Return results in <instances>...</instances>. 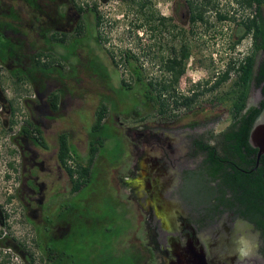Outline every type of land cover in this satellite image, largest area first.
Here are the masks:
<instances>
[{"label": "rangeland", "instance_id": "obj_1", "mask_svg": "<svg viewBox=\"0 0 264 264\" xmlns=\"http://www.w3.org/2000/svg\"><path fill=\"white\" fill-rule=\"evenodd\" d=\"M90 1L79 0L88 6ZM150 1L155 13L161 18L169 16L170 0ZM187 1L195 5L204 2L177 0L176 40H171L168 31L163 27L161 32L151 30V26L158 23L149 21V9L141 8L142 0L99 2L103 18L100 30L102 35L108 38L107 47L118 62V68H115L99 50L97 59L101 58L103 63L93 59L100 71V79L113 92L112 95L101 99L85 96L84 89H78L77 85L72 83L75 72L61 74L60 69L51 66L57 63L54 58L48 62V69L44 70L47 75L43 77L45 81H36L39 87L43 86L44 92L41 94L28 81L16 82L9 70L13 69V65L30 66V59L23 62L16 59L13 63L0 61V129L4 125L9 126L10 121H15L13 130L5 136H0V264H27V260L32 261V264H47V255L41 250L39 242L46 244L48 238V242L59 255L52 264H147L150 252L155 254L150 264H165V254L159 256V248H164V245L161 242L159 244L161 234L158 226L155 228L153 213L148 212L138 193L139 187L142 188L145 182L138 177L152 182V185L154 183V180H151L154 175L148 172L149 168L142 163V159L149 156L158 158L156 136L160 132L156 129L157 124L160 121L163 123L164 120L158 118V109L146 102V86L134 84L132 73L123 63L122 55L127 50L134 53L147 80H168L169 75L162 68L160 56L168 59L171 46L180 52L184 44L188 45L191 57L187 62L185 76L177 88L180 92L190 93V88L199 83L203 84L204 91L207 81L210 82L208 86L212 84L217 69L213 55H218L220 68L223 65L227 67L231 59L243 58L242 54L250 53L252 47V40L248 37L235 50H230L233 38L236 39L234 33L237 23L246 17V12L238 6L236 0H215L219 10L235 18L219 27L215 16L210 15V21L215 22L214 29L219 27L223 31L221 36H218L214 29L207 31L200 22L190 25ZM18 4L17 0H0V13L8 11L7 16H13L19 22L20 18L23 19L22 15L9 11L11 8H17ZM0 19L4 21L5 18L0 15ZM16 21L14 24H17ZM26 26L23 29L26 32L24 40L30 42ZM5 34L7 37H13L10 31ZM29 55L34 56V50L30 51ZM121 78L126 84L133 85V88L127 90L122 87ZM227 89L228 84L214 93H205L198 98L195 108L187 112L176 108L170 100V111L178 118L176 121H165L167 126H187L220 117L214 129L219 131L225 128L230 123L228 113L223 107L211 105L210 101L215 94ZM199 90L202 91V88ZM52 92H59L61 95L60 109L54 115L46 116L40 110L46 105L49 106L48 95ZM260 98V91L254 89L251 92V103H257ZM11 102L15 109L14 114L10 108ZM103 105L110 109V113L108 112L104 120L103 129L94 132L96 114ZM32 112L37 120L56 118V122L50 121L51 128L45 139L53 143L58 134L67 132L69 144L83 164L88 162L90 142L97 138L103 139L96 164L91 171L90 183L72 199L65 202V197L61 198L64 201L63 210L57 209L49 218L40 214L34 224L28 222L18 197L21 187V158L14 143V138L20 135L21 127L27 122H32ZM155 132L157 134H154ZM73 141L79 146L75 147ZM10 151L15 153L11 154ZM10 164L13 167H10ZM69 164L76 166L75 162ZM125 182L132 184L128 186ZM65 189L68 193L70 184L66 183ZM152 192L157 194V190ZM183 194L191 203L211 205L212 193L204 183H197L195 176L184 185ZM10 198L12 199L9 201ZM174 199L177 200L176 195ZM162 200L168 201L169 196L163 194ZM180 205L177 204L178 212L186 217L188 212L185 204ZM6 215L8 218L5 220ZM49 224L52 231L51 234H46L45 225Z\"/></svg>", "mask_w": 264, "mask_h": 264}, {"label": "flooded vegetation", "instance_id": "obj_2", "mask_svg": "<svg viewBox=\"0 0 264 264\" xmlns=\"http://www.w3.org/2000/svg\"><path fill=\"white\" fill-rule=\"evenodd\" d=\"M100 1L91 0L90 6H88L80 3L79 0H17L19 3L17 8L27 23L30 42H36L38 47L34 50L35 55L42 51L47 56V58L44 57L45 62L54 58L57 63H53L51 66L60 69L61 74L74 71L75 76L72 78V83L76 84L78 89H84L85 96L96 97L97 99L113 94L112 90L100 79L101 74L94 61L100 60L102 62V59H97V52L99 54L100 51L101 55L107 57L111 64L118 68V62L115 61V57L107 47L108 38L103 36L100 30L102 25L100 20L103 19ZM140 6L143 10L144 8L149 9L147 16L149 21H157L158 23L156 26H151V30L161 32L163 27L168 31L171 40L177 39V0H170V13L166 18H161L155 13L150 0H142ZM186 6L189 9V23L191 25V10L188 5ZM206 14L208 16L214 15L213 11ZM205 18L210 19L209 17ZM217 24L219 27L222 25L219 21ZM219 27L217 33L218 36H221L224 33ZM177 53L179 52L176 48L171 46V55L168 59L175 61L174 58H176ZM127 55L134 57L136 55L128 50L123 53V63L128 67L125 62ZM137 58L135 59L137 60ZM168 59L161 55V64ZM139 63L138 59V65L145 78ZM215 67L217 69L214 73L216 76L213 78L214 81L222 73L219 65H215ZM162 68L165 71L163 65ZM174 73L173 71L167 73L169 81L174 80ZM184 76L185 73L180 80H183ZM144 80L146 83L150 82L146 78ZM123 81L124 79L121 78L122 87L129 90L131 85L126 84V82L123 83ZM200 87L204 91L203 84L199 83V85L190 88V93L180 92L176 87L175 91L172 89L170 93L157 91L155 96L163 98L172 94L175 96H192L194 93L200 92ZM77 95L79 97L78 93ZM253 104L250 96L247 107ZM40 111L46 116L54 115L48 105ZM158 118L164 120L163 123L160 121L157 124L158 129L156 130L158 133L160 132L159 135L157 132L154 133L157 134L158 158L149 156L142 159V163L149 168L148 172L154 175L151 179L154 180V183L152 185V182L138 177L140 180H145L142 188L139 187L138 193H140L143 204L148 208V212L153 213L155 228L158 226V231L161 234L159 244L160 242L163 243L164 248H159V256L162 253L165 254L163 256L165 257V264H264V230L254 221L238 212L242 211V208L236 200L232 210L218 206L216 198L217 192L220 190V178L210 183L212 189L207 186L210 192H215L209 206L191 203L183 194V187L191 177L193 178L196 174L207 176L211 151H215L217 155L214 166H221V163L223 166H230V169L236 166V156L227 147L225 138V131L230 128L231 123L216 131L214 128L218 125L220 117L212 120L206 119L187 126L170 127L165 121H176L178 116L168 118V116H162L158 113ZM30 120L35 127H39L41 130L44 142L39 143L20 134L14 139V143L19 149L21 158V187L18 190V197L26 212L28 222L34 224L40 214L47 215L49 218L54 215L57 209L63 210L64 201L72 199L84 187L78 191H73L76 181L80 180L79 175L75 174L73 180L60 161L59 135L61 133L58 134L53 143H49L45 139L46 133L51 128L50 121L56 122V118L47 117L37 120L32 112ZM73 144L75 147L79 146L75 141ZM262 157L259 158L258 153L256 154L257 163L254 170L260 167L259 161ZM95 162L96 159L92 169L96 164ZM71 167L76 168L72 165ZM236 168L242 170L240 167ZM244 172L251 173L252 170L251 172ZM66 183L70 184L68 193L65 189ZM130 184L132 183L125 182V185L131 186ZM152 190H157V194L155 195ZM47 193H51V195H47ZM163 194L169 196L168 201H161ZM174 195L180 201L174 199ZM231 196L232 193L229 192V197ZM63 197H65L64 201L61 199ZM59 199L61 200L59 201ZM183 203L188 212L186 217H183L177 209V204L182 205ZM146 208H144V212ZM211 213L213 214L212 217H210ZM45 227L46 234H51V224L45 225ZM49 239H47V243H49ZM154 255L153 252L148 253L147 264H150V261L154 259ZM29 262L28 260L27 264H30Z\"/></svg>", "mask_w": 264, "mask_h": 264}, {"label": "trees", "instance_id": "obj_3", "mask_svg": "<svg viewBox=\"0 0 264 264\" xmlns=\"http://www.w3.org/2000/svg\"><path fill=\"white\" fill-rule=\"evenodd\" d=\"M238 6L245 11L246 9L255 8L256 14L253 19L245 17L241 19L236 26L235 35L230 44V50H235L246 38L250 37L252 40L251 52L243 59L231 60L226 69L222 71L220 77L212 84L207 81V88L205 91L194 93L192 96H175V94L167 97H156L155 93L163 91L170 93L178 86L181 76L185 73V66L191 57L190 47L184 44L181 51L177 53L175 61L166 60L163 62L165 71L175 72L174 80H161L145 82V78L141 73L140 66L138 65V58L135 56L127 55L125 62L131 69L134 84H143L146 86L145 99L148 104L158 109V113L162 116L177 117L171 111L172 104L176 108H186V111H191L195 108L200 98L205 93H214L220 88L228 84V89L225 92L215 94L211 99L210 104L217 107H223L229 115L231 126L225 131V138L227 147L233 151V155L236 156V166L230 169V166H214L216 161L215 151L210 152V159L208 160L209 169L207 170V176L194 175L197 178V183H205L204 185L210 187V183L219 180L220 178V190L217 192L216 198L218 206H224L225 208L232 210L236 202L241 205L242 211H238L242 216L254 221L261 229L264 230V157L259 161L260 167L256 170L257 159L256 154L258 150L251 147L249 143V136L251 129L257 117L260 115L264 108V0H236ZM187 5L191 10V23H202L206 30H213L215 22L206 19L209 17L206 13L213 11L216 18V22L225 24L235 20L225 11H221L215 0H204L199 5H195L191 1H187ZM11 13H21L18 8L9 9ZM8 11L0 13L5 19H0V61L3 63H13L16 59L22 62L30 59L31 65H13V69H9L12 77L16 82H30L37 89L38 93L44 92L43 86L39 87L36 83L37 80L43 79L47 76L44 70L48 69V62L44 61L46 55L40 51L37 55L30 56V51L38 49L36 42H28L24 40L26 32L23 29L26 26V20L20 19L17 22L13 16H7ZM17 24H14V22ZM223 21V23H222ZM100 23L102 21L100 20ZM17 25V26H16ZM213 27V29H211ZM27 28V26H26ZM217 29H214V31ZM10 31L13 37H7L6 32ZM215 31V32H216ZM28 34V33H27ZM24 52V53H22ZM15 57V59H14ZM137 58V60L135 59ZM232 74L234 77H232ZM125 83V81H123ZM131 87L129 90H131ZM258 90L262 94V98L256 103L247 107L248 99L251 96L253 90ZM61 95L59 92H53L48 95L49 106L54 113H57L60 109ZM12 113H15L12 102L10 103ZM108 114V109L103 105L96 114V122L93 126L94 132H100L104 127V120ZM15 121H10L9 126L4 125L0 129V136H5L13 130ZM20 134L25 138L34 139V141L43 143L44 137L39 129L35 127L32 122H27L20 129ZM15 139V138H14ZM14 144V143H13ZM103 145V139L97 138L92 140L89 144V158L87 164H83L82 161L74 154L69 144V134L62 132L59 135V157L62 165L68 170L71 178L74 180L75 174L79 175L80 180L76 181L73 187V191H78L81 188L87 186L91 181V171L94 161L99 153V149ZM14 154V151H10ZM253 156H255L253 158ZM70 162H75L76 168L73 169ZM10 167H13L10 164ZM236 167H240L242 170H238ZM252 170V172H251ZM251 172V173H246ZM229 192L232 193V200L229 197ZM212 195L215 192H211ZM211 195V198H212ZM12 198L9 199V201ZM212 213L211 216L212 217ZM8 215L5 216V220ZM3 219V218H1ZM3 222V220H2ZM41 250L47 255V264H52L59 255L52 248L50 243L39 242ZM44 244V245H43ZM19 254V253H18ZM28 262V260H27ZM30 264L33 262L30 261Z\"/></svg>", "mask_w": 264, "mask_h": 264}, {"label": "water", "instance_id": "obj_4", "mask_svg": "<svg viewBox=\"0 0 264 264\" xmlns=\"http://www.w3.org/2000/svg\"><path fill=\"white\" fill-rule=\"evenodd\" d=\"M249 143L252 148L258 150L259 158L264 156V108L253 124Z\"/></svg>", "mask_w": 264, "mask_h": 264}, {"label": "built area", "instance_id": "obj_5", "mask_svg": "<svg viewBox=\"0 0 264 264\" xmlns=\"http://www.w3.org/2000/svg\"><path fill=\"white\" fill-rule=\"evenodd\" d=\"M245 12H246V13H245V14H246V18L249 17V18H251V19H253L254 16H255V14H256L255 8L246 9ZM248 54H249V53H247V54L244 53V55L242 54V56L245 57V56H247ZM213 56H214V63H215V65H218V64H219V63H218V59H217V56H218V55L215 54V55H213ZM244 57H243V58H244ZM243 58L241 57V59H243ZM231 60L236 61L237 59L234 58V59H231ZM231 60H230V61H231ZM230 61H229V62H230ZM227 65H228V64H227ZM225 69H226V66L223 65L222 68H221V72L224 71ZM232 76H234V75L232 74ZM215 77H216V76H215ZM181 109H182V110H185V108H181Z\"/></svg>", "mask_w": 264, "mask_h": 264}]
</instances>
